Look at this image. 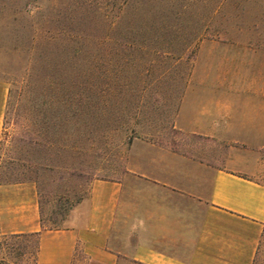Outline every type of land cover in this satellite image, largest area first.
I'll use <instances>...</instances> for the list:
<instances>
[{
    "label": "rangeland",
    "instance_id": "rangeland-1",
    "mask_svg": "<svg viewBox=\"0 0 264 264\" xmlns=\"http://www.w3.org/2000/svg\"><path fill=\"white\" fill-rule=\"evenodd\" d=\"M0 81V178L37 183L47 228L149 145L264 180V137L197 136L180 117L190 97L264 101V0H0ZM35 244L0 233V264H35ZM73 264L102 263L79 245Z\"/></svg>",
    "mask_w": 264,
    "mask_h": 264
},
{
    "label": "crops",
    "instance_id": "crops-1",
    "mask_svg": "<svg viewBox=\"0 0 264 264\" xmlns=\"http://www.w3.org/2000/svg\"><path fill=\"white\" fill-rule=\"evenodd\" d=\"M8 98L0 81V169ZM180 117L197 136L264 137L263 100L190 97ZM133 153L124 177L92 182L62 229L43 227L36 182L0 178V233L40 232L37 264H73L79 245L102 264H255L264 231L256 165H214L151 145Z\"/></svg>",
    "mask_w": 264,
    "mask_h": 264
},
{
    "label": "trees",
    "instance_id": "trees-1",
    "mask_svg": "<svg viewBox=\"0 0 264 264\" xmlns=\"http://www.w3.org/2000/svg\"><path fill=\"white\" fill-rule=\"evenodd\" d=\"M41 219H42V212H41ZM42 223H43V227L45 229H50V228H47L44 225L43 219H42ZM7 237L8 238L9 237L10 238H16V239H32V238H35L36 239V244H35V249H34V257H35V264H37V257H38V252H39V248H40V232H35V233H21V234H9V235H7Z\"/></svg>",
    "mask_w": 264,
    "mask_h": 264
}]
</instances>
